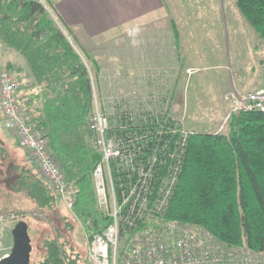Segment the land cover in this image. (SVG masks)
I'll return each mask as SVG.
<instances>
[{
    "label": "trees",
    "instance_id": "obj_1",
    "mask_svg": "<svg viewBox=\"0 0 264 264\" xmlns=\"http://www.w3.org/2000/svg\"><path fill=\"white\" fill-rule=\"evenodd\" d=\"M236 6L264 47V0H236ZM1 46L15 50L28 62L39 92L34 94L26 89L19 94L25 117L48 139L49 152L67 178L69 189H78L68 205L55 194L36 163L34 169L13 165L17 176L8 177L13 181L10 187L27 195L35 203V213L44 214L51 228V235L42 242L39 264H88L92 241L96 236L104 237L115 218L111 211L99 207L94 188L93 170L102 153L95 144L93 91L83 53L74 49L43 0H0ZM15 67L7 61L2 69L12 72L18 84H26L28 78L26 75L23 78L20 70L16 75ZM170 98L172 102L173 95ZM228 126L226 134L189 132L184 145L179 130L178 134L158 137L161 142L179 146L178 154L182 156L163 218L203 227L222 247L246 246L261 252L264 251V113H233ZM147 129L157 130L155 125L146 123L141 132ZM168 170L157 167L154 171L155 190ZM125 173L130 172L112 168L118 206L129 186ZM154 193L152 190L149 195ZM60 204L67 212L62 211ZM12 210L28 213L25 209ZM129 215L128 207L118 215L119 244L123 248L154 225L145 210L138 220L133 219V226L126 221ZM29 219L26 216L19 221L28 223L30 233ZM34 219L37 223L41 220ZM80 226L88 234L83 255L76 242Z\"/></svg>",
    "mask_w": 264,
    "mask_h": 264
},
{
    "label": "built area",
    "instance_id": "obj_2",
    "mask_svg": "<svg viewBox=\"0 0 264 264\" xmlns=\"http://www.w3.org/2000/svg\"><path fill=\"white\" fill-rule=\"evenodd\" d=\"M87 67L94 99L92 128L95 144L102 153L101 161L93 170L94 188L99 207L111 211L115 218L105 236H96L92 241L89 247L91 263L264 264V251H253L246 246L225 248L203 227L163 218L178 178L182 156L178 154L179 146L161 142L158 137L180 131L184 145L189 135L175 121L177 118L173 113L177 105L170 98L164 99L161 90L154 84L150 86L147 83L145 89L138 88L130 93L129 88L107 69L99 72L96 87L95 77ZM112 89L116 91L112 92ZM19 90L20 85L13 74L0 70V107L7 128L19 137L20 146L37 160L41 173L70 205L71 195H75L78 189H69L64 173L49 152L48 139L28 123L19 100ZM225 98L232 101L230 116L241 112L264 113V86L243 94L229 93ZM146 123L155 125L157 130L147 129L142 133ZM113 166L122 172H130L124 174L129 186L121 195L120 206L117 205L112 178ZM157 167L169 170L155 190L153 175ZM152 190L154 195H149ZM125 207L130 210V215L125 217L130 226L144 210L153 219L154 225L137 236L130 246L123 248L119 244L118 215ZM15 219L19 218L13 213L0 216V221Z\"/></svg>",
    "mask_w": 264,
    "mask_h": 264
},
{
    "label": "rangeland",
    "instance_id": "obj_3",
    "mask_svg": "<svg viewBox=\"0 0 264 264\" xmlns=\"http://www.w3.org/2000/svg\"><path fill=\"white\" fill-rule=\"evenodd\" d=\"M46 2L49 6L47 11L52 18H56L55 20L60 23V29H64L69 35H71L70 29L72 28H75L73 31L77 36H83L84 32H86L84 35H90L88 38L92 40L83 41V43L85 42L83 45L80 43L83 47L73 38V42L78 46L79 52L83 53V58L90 68L93 66L91 61L93 57L97 61L104 62L106 58L114 54V51L122 48L123 41L120 37L117 40L103 41L122 33L123 23L121 21L114 23V20L118 21L136 15L131 9L126 8L93 9V17L90 15V20H88L84 16L85 9L83 11L76 9L78 10L76 16L75 9H72V12L71 9H67L69 21L74 22V25L69 26L58 15L53 3L47 0ZM164 2L166 14L172 13L181 38L178 39L179 70L176 73L178 87L173 86L174 83L171 84L172 80L174 81L172 77L163 76L162 79L166 83L161 89V96L168 99L174 92L179 97L181 103H175L177 106L173 114L177 118L175 121L186 132H221L226 134L229 130V116L232 113V101L226 100V95L233 92L243 94L251 91L239 90L236 87L230 89L228 87L229 72L235 73L232 79L234 84L245 82L247 76L244 74L245 77H243L242 74L243 72L247 74L251 66H256L262 42L239 12L236 0H164ZM135 27L139 26L135 25ZM227 47L230 48L228 54ZM9 50L4 46L0 47V70H2L5 61L9 60ZM20 59L22 64L26 61L23 56H20ZM15 65V74L17 75V70H20L22 77L25 76L26 72L23 71L22 65ZM187 67L201 69L190 74L187 72ZM29 81L32 80L29 79L26 84L19 83V94L24 93L26 89L34 94L39 92L36 87L30 89L34 83L28 86ZM223 87H225V91L221 92ZM138 88L140 89V86L131 88L129 92L133 93ZM115 91L116 89H112V92ZM167 107L170 109L169 104ZM3 116L0 107V162L3 161L5 170L4 172L0 169V216L13 213L19 219L26 218V216L30 218L31 231L29 234L33 247L31 264H39V251L42 253V242L46 236L51 235V228L45 222L44 214L35 213V203L27 195L13 191L10 187L13 181L8 178L16 175L12 169L13 166H11L14 163L17 164L20 161L27 163L28 161L33 168L35 161L37 166L39 164L26 149L20 146L19 137L6 128ZM2 143L6 150L2 147ZM0 165L2 164L0 163ZM39 172L41 174V171ZM55 194L60 197L56 192ZM60 206L62 211H66L62 204ZM12 209H25L28 213H17ZM33 217L40 218V222L37 223ZM19 219L0 221V259L11 252L13 247L12 229ZM76 235V242L79 244L77 248L83 255L88 234L80 226L79 229L77 228Z\"/></svg>",
    "mask_w": 264,
    "mask_h": 264
},
{
    "label": "crops",
    "instance_id": "obj_4",
    "mask_svg": "<svg viewBox=\"0 0 264 264\" xmlns=\"http://www.w3.org/2000/svg\"><path fill=\"white\" fill-rule=\"evenodd\" d=\"M53 3V7L56 9L58 15L61 17L65 24L74 25V22L69 21L67 15V9H75V16L78 15V10L83 11L85 9V17L90 20V15L93 17V9H131L136 15L132 17L128 16L126 19L114 20V23L121 21L123 23L122 33L116 34L114 37L105 39L103 41L117 40L119 37L123 41L122 48L118 51H114V54L110 55L104 62L97 61L96 58H92L93 62L91 72L95 77L96 87L98 86V76L102 69H109L111 74L116 75L117 78L122 81V83L129 89L140 86V88L145 89V85L150 83L156 85L160 90L166 83L162 78L163 76L172 77L173 86L178 87V81L176 73L179 70V58H178V39L181 38V33L178 31L176 25V20L170 15L166 14L164 0H47ZM44 5L48 9L49 6L46 0H43ZM69 13V15L71 14ZM56 19V18H54ZM55 22L61 27L60 23L55 20ZM90 25V21H89ZM135 25L139 27H135ZM75 28L70 29L71 35L67 34L64 29L63 32L66 34L67 39L70 41L74 49L79 52L78 46L73 42V38L79 45H83L89 39L90 35L77 36L73 31ZM86 31V30H85ZM134 31V32H133ZM70 38V39H69ZM83 41H85L83 43ZM81 43V44H80ZM81 45V47H83ZM227 49V54L230 48ZM264 55V47L258 52V56ZM21 54L13 49L9 50V60L11 64L22 65L23 71L26 72L28 86L32 85L34 77L30 74L31 70L27 61L21 63ZM257 57L256 66H251L247 71V74L243 72L242 76L245 74L247 79L245 82L234 84L233 78L235 73L230 71L228 87L230 89L237 88L239 90H252L257 87L264 86V56ZM7 61V60H6ZM5 61V62H6ZM25 66V67H24ZM201 68H191L187 67V72L190 74ZM230 70V69H229ZM165 72V74H163ZM245 77V76H243ZM90 78V77H89ZM32 82V83H31ZM176 84V85H175ZM35 87V85L31 86ZM37 88V86H36ZM38 89V88H37ZM225 91V87L221 90ZM172 102L181 103L179 97L173 92ZM3 120L6 124L7 121L3 116ZM2 142V141H1ZM2 147L4 144L2 143ZM1 147V149H2ZM27 161V160H26ZM0 163V169H3L4 163ZM36 163V162H35ZM11 165V164H10ZM14 165L29 166L34 169L31 164L19 163ZM36 165V164H35ZM9 166V165H8ZM13 166V165H11ZM37 167V166H36ZM8 174V172H7ZM10 179V178H9ZM12 181V179H10Z\"/></svg>",
    "mask_w": 264,
    "mask_h": 264
},
{
    "label": "water",
    "instance_id": "obj_5",
    "mask_svg": "<svg viewBox=\"0 0 264 264\" xmlns=\"http://www.w3.org/2000/svg\"><path fill=\"white\" fill-rule=\"evenodd\" d=\"M13 247L11 252L0 259V264H31L33 250L32 240L29 234V225L20 220L12 229Z\"/></svg>",
    "mask_w": 264,
    "mask_h": 264
}]
</instances>
